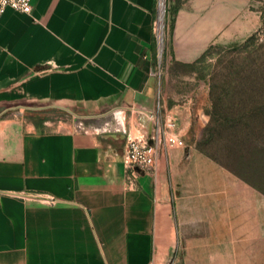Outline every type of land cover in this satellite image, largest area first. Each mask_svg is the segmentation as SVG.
<instances>
[{
    "label": "crops",
    "instance_id": "1",
    "mask_svg": "<svg viewBox=\"0 0 264 264\" xmlns=\"http://www.w3.org/2000/svg\"><path fill=\"white\" fill-rule=\"evenodd\" d=\"M212 1H182L170 58L223 39ZM33 2L0 17V264H173L180 243L187 264H264V193L196 147L201 103L159 100L157 0ZM157 110L185 146L131 168Z\"/></svg>",
    "mask_w": 264,
    "mask_h": 264
},
{
    "label": "rangeland",
    "instance_id": "2",
    "mask_svg": "<svg viewBox=\"0 0 264 264\" xmlns=\"http://www.w3.org/2000/svg\"><path fill=\"white\" fill-rule=\"evenodd\" d=\"M171 2L172 0L164 2V48L161 55L158 50L156 51L153 67L154 76L158 81L157 95L161 102L165 98L169 105L187 104L194 108L201 103L200 106L208 116L205 128L210 126V131L205 135L203 133L198 138V142H201L202 148L221 157L222 145L227 137H234L236 130L241 127H264V122L260 119H250L243 115V107L252 96L257 104L264 101V85L260 79H257V84L254 85L255 93L229 92V82L234 78V75L229 73L230 69L235 70L248 62H258L264 59V0H213L211 2L210 9L215 5L223 8L225 26L218 29L217 37L225 35L223 39L212 43L222 45L223 48L216 47L207 61L200 64L204 69L198 71L193 69L192 62L187 63L169 57L168 40L173 11L171 9L169 15L167 9ZM253 34H256V39L247 49L258 48V52L248 54L245 50L239 55L238 50L233 46L244 44L246 39ZM205 73H209L206 78L203 77ZM261 75L264 77V71ZM210 83L217 86L216 93L211 89ZM53 111L57 112L58 109H53ZM185 250V244L180 243L173 264H187L189 256H185ZM191 257L190 264H201V256H194L197 259L193 261Z\"/></svg>",
    "mask_w": 264,
    "mask_h": 264
},
{
    "label": "trees",
    "instance_id": "3",
    "mask_svg": "<svg viewBox=\"0 0 264 264\" xmlns=\"http://www.w3.org/2000/svg\"><path fill=\"white\" fill-rule=\"evenodd\" d=\"M182 1L183 0H172L167 9L169 15L171 9L173 11V17L170 24L171 29L174 27L175 16L181 8ZM254 39H256V34H253L246 39L244 44L235 45L233 48L238 50L237 53L239 55L244 53L245 50L248 54L258 52V48L255 50L247 49ZM216 47L219 49L223 48L222 45H210L198 59L192 62L193 69L196 71L204 69L200 64L207 61L208 57L213 54V50ZM263 71L264 59L258 62H248L241 67H237L235 70L230 69L229 73L234 75V78L229 82V92L232 91V93L237 94L255 93L254 85L257 84V79H260L262 85H264V77L261 75ZM207 75H209V73L203 74V77L206 78ZM210 86L216 93L217 86L213 83H210ZM243 111V115L247 116V118H258L261 122H264V101L261 104H257L255 98L252 96L243 107ZM238 121L240 122L241 119ZM209 131L210 126H207L204 130V135L209 133ZM196 147L223 165L229 171L238 175L264 193V127H241V129L236 130L234 137H227L226 142L222 145L221 157L202 148L201 142L197 141Z\"/></svg>",
    "mask_w": 264,
    "mask_h": 264
},
{
    "label": "built area",
    "instance_id": "4",
    "mask_svg": "<svg viewBox=\"0 0 264 264\" xmlns=\"http://www.w3.org/2000/svg\"><path fill=\"white\" fill-rule=\"evenodd\" d=\"M160 5L161 0H158L157 17L154 21V34L159 55L164 48V23L162 32L160 30ZM7 7H12L18 11L25 13H32L34 9L33 0H0V17L2 12ZM153 122L151 132V142L145 138L129 137L126 143V164L131 167L153 168L156 166L160 146L164 142L168 147H182L185 146V141L172 131L178 122V117L175 113L163 114L161 110H157L150 114Z\"/></svg>",
    "mask_w": 264,
    "mask_h": 264
},
{
    "label": "bare ground",
    "instance_id": "5",
    "mask_svg": "<svg viewBox=\"0 0 264 264\" xmlns=\"http://www.w3.org/2000/svg\"><path fill=\"white\" fill-rule=\"evenodd\" d=\"M164 2L165 0H161V5H160V30L162 32V26H163V20H164Z\"/></svg>",
    "mask_w": 264,
    "mask_h": 264
}]
</instances>
